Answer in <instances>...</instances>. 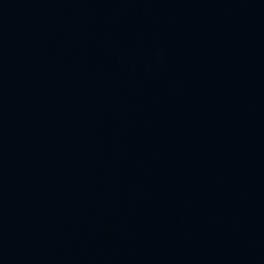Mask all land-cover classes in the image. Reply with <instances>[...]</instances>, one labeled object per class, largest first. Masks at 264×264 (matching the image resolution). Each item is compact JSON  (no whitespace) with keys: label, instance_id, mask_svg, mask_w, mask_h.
Returning <instances> with one entry per match:
<instances>
[{"label":"water","instance_id":"obj_1","mask_svg":"<svg viewBox=\"0 0 264 264\" xmlns=\"http://www.w3.org/2000/svg\"><path fill=\"white\" fill-rule=\"evenodd\" d=\"M0 264H264V0H0Z\"/></svg>","mask_w":264,"mask_h":264}]
</instances>
